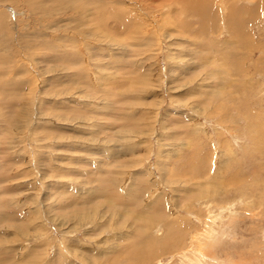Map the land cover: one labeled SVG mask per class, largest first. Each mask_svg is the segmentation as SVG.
<instances>
[{
	"label": "rangeland",
	"instance_id": "1",
	"mask_svg": "<svg viewBox=\"0 0 264 264\" xmlns=\"http://www.w3.org/2000/svg\"><path fill=\"white\" fill-rule=\"evenodd\" d=\"M174 1L0 0V264H264V0Z\"/></svg>",
	"mask_w": 264,
	"mask_h": 264
},
{
	"label": "bare ground",
	"instance_id": "2",
	"mask_svg": "<svg viewBox=\"0 0 264 264\" xmlns=\"http://www.w3.org/2000/svg\"><path fill=\"white\" fill-rule=\"evenodd\" d=\"M196 0H175L173 3H176L177 5L179 4H182L184 6V8L187 10V11H190L193 15H196L201 17L202 16V12L199 10V8H194L193 7V4ZM102 6V5H101ZM104 7V5H103ZM103 10H106V11H111L109 9H103ZM190 14V13H189ZM1 26V25H0ZM191 169V168H190ZM136 248V247H135ZM139 251V250H138ZM138 253V252H137ZM199 255V254H198ZM203 256V255H202ZM201 257V256H200ZM205 257V256H204Z\"/></svg>",
	"mask_w": 264,
	"mask_h": 264
}]
</instances>
